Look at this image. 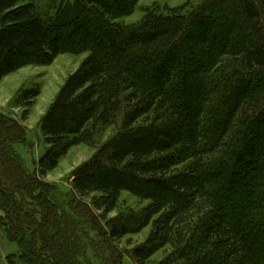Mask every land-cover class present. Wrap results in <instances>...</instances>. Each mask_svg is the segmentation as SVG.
<instances>
[{"label": "trees", "instance_id": "obj_1", "mask_svg": "<svg viewBox=\"0 0 264 264\" xmlns=\"http://www.w3.org/2000/svg\"><path fill=\"white\" fill-rule=\"evenodd\" d=\"M36 1L0 0V82L60 54L86 57L40 120L37 171L15 150L25 130L0 113V227L21 261L82 264L90 234L110 258L151 225L134 264H264V0H186L146 10L130 32L116 21L140 0H50L49 20ZM160 67L157 83L140 79ZM112 127L73 170L66 211L43 175ZM124 192L147 202L138 222L109 219Z\"/></svg>", "mask_w": 264, "mask_h": 264}, {"label": "rangeland", "instance_id": "obj_2", "mask_svg": "<svg viewBox=\"0 0 264 264\" xmlns=\"http://www.w3.org/2000/svg\"><path fill=\"white\" fill-rule=\"evenodd\" d=\"M186 0H140L130 15L118 19L116 22L125 25L129 32L138 28L146 10L154 8H177L182 6ZM210 0L192 1V8L199 6L201 2ZM37 7L45 20H49L52 14V4L50 0H37ZM214 21V19H213ZM212 21V23H214ZM86 55L60 54L52 64L39 66L30 64L14 74L4 78L0 82V113L18 122L25 130L26 138L22 146L15 147L16 152L24 162L25 168L30 172L37 171L38 161L45 154L46 145L39 129V123L49 106L55 99L59 89L66 79L80 67ZM177 54H169L160 58L158 62L171 63ZM167 59V60H166ZM163 68H158L149 77L140 78L148 83H157L163 77ZM36 91L38 95L34 98L25 99V95ZM116 128L99 129L96 133L93 146H75L62 157L55 169L46 171L42 181L53 185L56 188L55 196L59 203L65 207L66 200L71 192V174L74 169L86 162L96 151V149L114 135ZM243 154V158H244ZM244 159L239 162L237 173H241ZM234 200L227 202L233 207ZM147 202L141 201L130 193L121 194L117 209L109 215V219L120 218L122 220H141ZM236 211L233 210L232 213ZM1 215V214H0ZM137 219V220H136ZM134 221V222H135ZM138 222V221H137ZM103 225V224H102ZM152 231L151 225L144 228L137 234H130L119 242L113 244L109 254L104 252V246L99 242L94 234L89 235L85 241V250L82 264H103V259L116 260L118 264H134L130 258L131 250L144 243ZM264 231V230H263ZM97 242V245L94 243ZM97 247V248H95ZM117 252V254H115ZM19 250L15 243L8 240L0 227V264H24L19 257ZM162 254L155 255L147 264H157L163 259Z\"/></svg>", "mask_w": 264, "mask_h": 264}]
</instances>
